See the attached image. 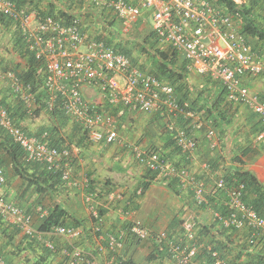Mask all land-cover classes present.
Wrapping results in <instances>:
<instances>
[{
  "label": "built area",
  "instance_id": "2783aa9c",
  "mask_svg": "<svg viewBox=\"0 0 264 264\" xmlns=\"http://www.w3.org/2000/svg\"><path fill=\"white\" fill-rule=\"evenodd\" d=\"M62 1L75 4L67 10L68 20L47 14L39 16L30 5L17 6L13 0H0V16L8 21V27L20 38L24 50L44 65V109L48 113L59 109L69 125L81 128L85 141L107 146L119 143L120 118L115 111L125 109L158 116L186 163L176 164L162 159L157 150L127 144L134 160L160 179H175L181 191L191 192L194 204L200 208L210 209L212 202L208 197L214 193L223 200L225 208L224 214L213 210L214 220L224 229L249 231V244L261 241L264 238V218L242 201L244 185L227 184L223 174L212 172L208 162H200L203 178L213 180L209 192L206 179H199L192 172L191 165L197 160L199 147L195 132H203L209 150L214 151L220 146L213 121L191 110L187 102L180 104L170 84L114 50L107 43L109 38L98 32L102 28L111 33L115 31L113 26L116 24L117 30L126 34L140 23L143 16H147L145 19L152 22L150 31L158 48L177 54L185 61L188 72L219 82L227 101L247 108L264 124V99L251 92L245 84L248 79L264 76V55L253 51L248 38L241 33V18L216 7L211 0ZM257 1L264 7V0ZM233 2L240 6L246 0ZM79 4L82 5L80 11L76 7ZM93 30L95 35L91 33ZM20 63L23 65L21 60ZM4 85L18 95L30 114L39 107L36 101L38 91L21 82L11 69L0 68V89ZM89 87L98 90L104 109L85 99L84 90ZM0 129L22 149L27 163L41 164L58 175L63 184L78 187L72 176L74 148L51 146L47 131L38 136L27 134L13 120L1 95ZM263 139L264 132L256 136L255 142ZM88 181L83 179V187L88 185ZM5 183V170L0 167V219L16 228L20 236L40 242L45 233L35 230L32 214L4 195ZM141 193L142 190L138 189L137 194ZM108 198L113 200L116 196L110 194ZM90 210L96 218L97 211ZM37 213L40 218L47 215L42 207L37 208ZM179 227L173 238L167 231H149L137 221H133L127 230L107 238L100 230L101 220L96 221L93 231L99 250L102 244H106L108 251L116 252L128 239L141 242L152 238L158 244L166 243L172 264H192L200 251L195 237L194 216L183 218ZM48 234L68 241L69 248L60 251L66 264H100L77 244L81 229L56 226ZM44 247L55 251L51 241H46ZM208 252L212 264H240L224 261L219 252L211 248ZM0 264H6L2 256Z\"/></svg>",
  "mask_w": 264,
  "mask_h": 264
},
{
  "label": "crops",
  "instance_id": "0c3cea01",
  "mask_svg": "<svg viewBox=\"0 0 264 264\" xmlns=\"http://www.w3.org/2000/svg\"><path fill=\"white\" fill-rule=\"evenodd\" d=\"M148 21V19H145L149 26ZM261 54L264 55L263 52ZM191 76L194 77L191 78L194 79L193 82L187 78V85L192 92L190 98L196 97V93L192 91L193 87L196 90H207L209 94L214 93L212 85L207 83L204 78L189 72L188 77ZM245 84L251 92L253 90L259 98L264 99V76L248 79ZM84 97L104 109L103 101L97 89L93 87L86 88ZM233 106L236 107V114L231 128H246L248 125L250 126L251 121H249L248 116L251 111L242 106L234 104ZM115 112L120 118L118 125L119 143L107 146L102 143L78 141L80 147L74 148L76 160L72 168V176L77 181L78 187H69L62 183V186L50 195L52 197V199L50 198L51 206L58 204L69 212L70 218L66 221V225L78 226L82 231L81 238L77 244L83 248L87 256L96 259L100 264H119L122 261L131 262L132 264H172V261L170 260L166 243L158 244L154 239L144 242H133L128 239L116 252L108 251L106 244H102V248L99 250L93 231L96 220L92 218L90 208L101 211L100 230L105 238L127 230L133 221L141 223L145 229L154 233L167 231L173 238L179 232L180 221L189 215H193L197 224L195 237L200 244V251L192 261V264H203L199 256L205 252L207 253L208 249H213L212 244L215 241L209 243L208 239H204L202 235H199V231L200 226L211 227L214 225L213 207H210V209L200 208L194 204L191 192L180 191L181 195L176 197L159 183H153L143 194H137L140 184L146 180L148 181L149 177H147L145 169L135 162L127 148V144L156 147L164 155L170 156L173 162L180 161V157L172 156L170 148L164 147L165 140L168 139L166 138L168 135L165 133L164 122L156 115H144L137 112H129L125 109ZM255 117L258 119L256 115ZM57 125L58 121H56V118L45 112L40 113L36 118L26 120L24 123L30 135L37 134L44 130L45 127H56ZM69 128H72V125L67 124L64 132L69 134L71 132ZM196 137L199 143L197 160L191 165V169L192 172L196 173V177L203 180L206 179L205 183L210 192L213 180L211 181L209 177L203 178L199 163L204 160H210L213 156H227V153L224 152L230 150L229 145L231 143L224 142L226 150H221L220 146L223 141L218 133L220 146L218 149L210 151L204 148L203 143L205 141L200 136V133ZM76 141L77 139H75ZM257 147L256 149H259L258 154H251L249 157H245L242 167L255 176L264 191V139L260 141ZM226 166L228 167L229 163ZM6 170L7 181L2 192L11 202L22 207L26 212L33 213L32 224L36 228L41 221L37 213V208L40 207L39 200L43 205H47L48 196L41 200L43 197L34 194L32 188L26 190L25 184L19 178L12 176L8 169ZM220 173L222 174V171ZM84 178L89 179V186L86 188L82 185ZM110 194L115 195L116 198L110 200L108 198ZM87 198L90 199L89 202L86 201ZM256 198L255 194L249 197L251 200H256ZM208 199L211 200L214 206H219L217 203H223V200L217 198L214 193H210ZM260 209L264 215V202ZM216 230L217 228L215 227L210 230V233ZM224 230H226L225 234L228 237L221 239H225L226 243L230 242V245L235 246L236 249L242 248L239 252L237 251L238 254L234 251L223 255L222 259L224 261L243 264V262L250 260V256H256L257 254L264 257L263 241L257 247L250 246L246 229L236 230L233 233L228 229ZM13 232V228L9 225L5 223L0 225V254L5 257L7 264H33L39 258L46 257L41 250L46 241H51L55 245V251L48 255L47 260L51 264H66L60 251L69 248L67 240L45 233L43 240L31 243L29 239H24L19 234L13 237ZM8 236H12L13 239H9ZM209 237L212 239V234ZM153 244H157V246L162 244L164 249L149 260L147 256L151 253ZM236 256H239L238 260H235Z\"/></svg>",
  "mask_w": 264,
  "mask_h": 264
},
{
  "label": "trees",
  "instance_id": "16d2710c",
  "mask_svg": "<svg viewBox=\"0 0 264 264\" xmlns=\"http://www.w3.org/2000/svg\"><path fill=\"white\" fill-rule=\"evenodd\" d=\"M212 3L219 8L224 9L227 13L234 17H240L242 20V26H241V33L245 35L248 40L254 41L255 44H259V48H255L252 44L253 51L256 53L262 55L261 51L264 50V27L261 25L260 22L257 21L255 15H254V6L258 4L259 7L262 5L257 1L253 0L251 1V4L245 3L240 6L235 5L233 0H211ZM13 2L17 6H23V5H30L37 11L39 16H43L44 14L52 15L55 18H63L65 20H68L70 16L67 14V10H71L72 7L75 6L74 3H68L64 2L62 0H13ZM62 5V6H61ZM77 10L80 11L82 8V5H76ZM88 18V17H87ZM264 23V22H263ZM0 25H4L8 27V21L0 16ZM111 26L113 23L110 24ZM112 33V32H111ZM114 35H111V38L107 39L108 45L114 48V50L123 53L127 57H129L134 63L138 64L137 60H135L132 57V52L129 48L125 47L121 41L114 40ZM249 41V42H250ZM263 50H261V49ZM14 52L18 56V59L23 62V65L21 63L14 64L12 68H8L7 66H2L0 64V68L3 70L5 69H11L15 76L24 84H29L32 86L34 90H37V97L36 101L39 105V107L35 110H33L32 114L29 113V108L19 99L18 95H15L12 90L9 89L7 85H4L0 89V95L2 96V102L5 104L10 113L13 117V120L16 122L17 125H19L24 131H26L27 134L29 132L26 130L24 123L28 119L36 118L40 115V113L45 112L46 114L50 115L51 117L56 118V121H58V125L51 126L49 128L45 127L44 130H41L37 134L34 135H40L44 131H47L49 134V143L51 146H54L56 148L61 147H68L70 148H79L80 144L79 142L85 141V133L81 130V128L72 126V128H69V131H71L69 134L65 133V129L67 128V118L65 115L59 110V109H53L51 112H47L44 109V100H45V92L42 89V81L45 77L44 74V65L42 62L36 61L34 59V56L26 52L22 46V43L20 41V38L18 36H15V44H14ZM138 53L140 55L146 54L150 57V65L149 69L145 67L144 65H140V67L150 73H152L156 78H158L161 81H164L168 84H170L174 90L175 95L178 99V102L182 104L183 102H187L191 108V110L198 112L202 114V116L206 119H211L214 123V127L218 131L221 140L224 141L225 138H227L228 134L227 131L232 127L235 119L236 114V107L233 106L232 103L227 101V98L224 94V89L221 86L219 82L211 81L208 78H204L207 83H210L213 87L214 93H208L207 90L200 89L196 90L195 88H192V91L196 93L195 98H190V94L192 92L189 90V86L187 85V77L189 72L186 70L185 67V61L181 60L177 54L163 51L160 48L157 47V42L154 34L152 32H149V34L144 38V41L142 44H139L138 47ZM264 53V51H263ZM211 92V91H210ZM193 93V94H194ZM250 112V111H249ZM248 112V113H249ZM249 121H251L250 126L246 128H240L232 133H230V147H229V153L226 151L223 152L227 153V156H217L210 160H204L203 162H208L212 172H220L222 171V174L224 175V179L226 180L227 184H239L242 183L244 185L243 195H242V201L250 206L254 211L258 213L261 217L264 218V215L262 214V211L260 207L263 204V198H264V191L262 190V186L259 184L255 176L243 169V159L246 157H249V155H257L258 148L257 145L254 143L255 138L258 134L264 132V124L255 117L251 112L249 113ZM165 133L167 131L165 130ZM202 137V139L205 141L204 148L209 150L207 148V142L203 137L202 131L195 132V138L197 139L196 135H199ZM165 140V148L171 149L172 156L180 157V161L176 164L186 163V160L184 156L180 153L179 149L174 145L171 137L168 135ZM75 139L77 141L75 142ZM198 141V139H197ZM153 150H157L162 159L171 160L170 156L164 155L159 151L158 149H155L154 147H151ZM220 149L226 150V145L221 144ZM219 149V150H220ZM211 151V150H210ZM229 154V156H228ZM229 163V166L226 165ZM0 167H2L5 170V178L7 181V170H9L10 174L14 177H17L21 180L23 184L26 186V190L32 188V192L36 194L37 196L43 197L41 200H43L45 197L48 196V204L43 205V203L39 200V206L46 208L47 215L43 218H41L40 223L36 226L35 230L40 233H48L53 227L56 226H67L71 228H78V226H70L66 225V221L70 218V214L68 211H66L64 208H62L60 205L55 204L51 206V200L53 193L57 189H59L62 186V181L60 180V177L50 171H48L43 165L36 164V163H27L25 161V155L22 149L14 144L12 140L5 136V134L0 129ZM32 171V173H31ZM147 172L148 181H144L140 184L139 188L142 190V194L147 190V188L153 184V183H159L162 184L168 191L174 194V196L179 197L180 189L176 180L171 179H160V177L155 174L151 173L149 171ZM180 190V191H179ZM255 194L257 196L256 200H251L249 197L251 195ZM222 199H225L222 197ZM211 201V200H209ZM42 204V205H41ZM217 205L211 204L213 207V210L218 211L221 214H224L225 208L223 206V203H217ZM20 207V206H18ZM22 208V207H20ZM23 209V208H22ZM93 211H97V217H93L96 221L101 220L102 214L100 210H96L95 208H92ZM91 211V210H90ZM92 212V211H91ZM128 213V212H127ZM33 215V213H31ZM214 225L211 227L207 226H200L199 235H202L204 239H208L209 243H214L213 250H216L219 252L221 258H223V255L230 254L231 252H234L236 254L237 251L239 252L242 248L236 249L235 246H231L230 242L226 243L225 239L228 237L226 236V230L220 226L217 220L213 221ZM3 222L0 219V225ZM6 224V223H5ZM219 224V225H218ZM8 225V224H6ZM14 232L12 236H16L19 234L18 230L12 226ZM34 227V226H33ZM217 228L216 231L210 233L211 229ZM211 228V229H210ZM229 231L236 232L234 229H228ZM230 233V232H229ZM230 233V234H232ZM212 234L213 238L211 239L209 236ZM250 232H247V237H249ZM12 236H8L9 239H13ZM217 237V239H216ZM24 239L26 237H23ZM225 238V239H221ZM152 238H147L144 241H150ZM216 239V240H215ZM31 243L38 242L35 239H29ZM264 243V238H262L261 241H258L254 244H250V246L257 247L261 242ZM28 243V242H27ZM163 246H157V244H153V249L151 253L147 256V259L151 260V258L155 257V254H158L163 250ZM41 250L43 251V254L46 255L44 258H39L37 261H35L33 264H51L47 258L48 255L52 253L51 250H48L47 248L42 247ZM154 252V253H153ZM0 256L3 257L5 263L7 264V261L5 257L0 254ZM203 264H212V259L209 254V252H205L201 254ZM198 257V258H199ZM64 258V257H63ZM239 256L235 257V260H238ZM65 262L66 259L64 258ZM119 264H132L131 262L122 261ZM243 264H264V257L261 255L256 256H250V260L243 262Z\"/></svg>",
  "mask_w": 264,
  "mask_h": 264
},
{
  "label": "rangeland",
  "instance_id": "374dc122",
  "mask_svg": "<svg viewBox=\"0 0 264 264\" xmlns=\"http://www.w3.org/2000/svg\"><path fill=\"white\" fill-rule=\"evenodd\" d=\"M251 1H253V0H246V3L251 4ZM262 8H264V7L263 6L259 7L258 4H256L254 6V10H255L254 15H255L257 21L260 22L261 25L264 27V23H262V22H264V9H262ZM146 17L147 16H143L142 19L140 20V23L137 26H135L130 32H128L126 34H124L122 31H118L117 30L118 27L116 24H114V26H113V29L115 31L112 30V33H110L109 30H102V28H99V26H96V28H99L98 32L101 33V35H104L106 38H111V35L113 34L115 36L114 40L121 41V43L125 47H127L131 50L132 57L138 61L137 62L138 64L144 65L145 67L148 68L150 65V57L146 54L140 55L138 53L139 44H142L144 41V38L149 34V32H151L149 26H151L152 22L149 19V21H148L149 26H148L147 23L145 22ZM93 31L94 32H91L92 35H95V30H93ZM14 44H15L14 32L9 27L4 26V25H0V64L2 66H7L8 68H12L14 64L20 63V60L18 59V56L15 54L14 49H13ZM250 44L255 46V48H259V44H255L254 41H250ZM261 50H263V49H261ZM263 51H261V52H263ZM187 78L191 79L194 77L191 76V77H187ZM193 80L194 79H191V82H193ZM191 87H192V85H191ZM193 88H195V87H193ZM252 92L254 93L253 90H252ZM237 129H238V127L236 129L230 128L227 131V133H229V134H228L227 138H225V141H223V142L229 143L230 141L228 138H230V133H232L233 131L235 132ZM254 143L256 145H259L260 142L254 141ZM137 145H140V144H137ZM143 147H145V146H143ZM154 148H156V147H154ZM72 157H73V161L75 162L76 157H75L74 149L72 151Z\"/></svg>",
  "mask_w": 264,
  "mask_h": 264
},
{
  "label": "clouds",
  "instance_id": "9594fccd",
  "mask_svg": "<svg viewBox=\"0 0 264 264\" xmlns=\"http://www.w3.org/2000/svg\"><path fill=\"white\" fill-rule=\"evenodd\" d=\"M133 145H137V144H133ZM137 146H141V145H137ZM141 147H143V146H141ZM147 148H150V147H147ZM129 150V149H128ZM132 154V153H131ZM136 162V161H135ZM141 166V165H140ZM146 171V170H145ZM88 179V178H87ZM89 180V179H88ZM88 184H89V181H88ZM89 185H87V186H85L84 188H86V187H88ZM141 189V188H140ZM90 200V199H89ZM87 202H89V201H87ZM197 225V224H196ZM197 256V255H196Z\"/></svg>",
  "mask_w": 264,
  "mask_h": 264
}]
</instances>
